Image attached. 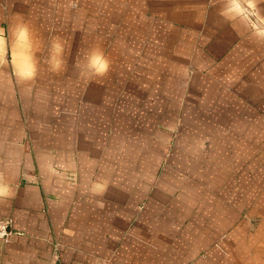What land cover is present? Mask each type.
Wrapping results in <instances>:
<instances>
[{
    "label": "crops",
    "instance_id": "crops-1",
    "mask_svg": "<svg viewBox=\"0 0 264 264\" xmlns=\"http://www.w3.org/2000/svg\"><path fill=\"white\" fill-rule=\"evenodd\" d=\"M0 217V264H264V0H0Z\"/></svg>",
    "mask_w": 264,
    "mask_h": 264
},
{
    "label": "clouds",
    "instance_id": "clouds-1",
    "mask_svg": "<svg viewBox=\"0 0 264 264\" xmlns=\"http://www.w3.org/2000/svg\"><path fill=\"white\" fill-rule=\"evenodd\" d=\"M110 67V61L100 52L93 53L87 59L86 68L94 75L104 76L109 72Z\"/></svg>",
    "mask_w": 264,
    "mask_h": 264
},
{
    "label": "built area",
    "instance_id": "built-area-1",
    "mask_svg": "<svg viewBox=\"0 0 264 264\" xmlns=\"http://www.w3.org/2000/svg\"><path fill=\"white\" fill-rule=\"evenodd\" d=\"M8 235V223L0 217V241H5Z\"/></svg>",
    "mask_w": 264,
    "mask_h": 264
},
{
    "label": "rangeland",
    "instance_id": "rangeland-1",
    "mask_svg": "<svg viewBox=\"0 0 264 264\" xmlns=\"http://www.w3.org/2000/svg\"><path fill=\"white\" fill-rule=\"evenodd\" d=\"M248 13V12H247ZM118 31H120V29L118 30ZM169 131V130H168ZM172 143V142H171ZM167 158H168V156H167ZM171 190H172V188H171Z\"/></svg>",
    "mask_w": 264,
    "mask_h": 264
}]
</instances>
